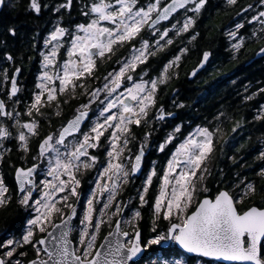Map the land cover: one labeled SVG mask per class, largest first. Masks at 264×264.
Here are the masks:
<instances>
[{
  "label": "snow or ice",
  "instance_id": "obj_1",
  "mask_svg": "<svg viewBox=\"0 0 264 264\" xmlns=\"http://www.w3.org/2000/svg\"><path fill=\"white\" fill-rule=\"evenodd\" d=\"M224 3L238 9L232 27L224 32L233 56L251 41L258 42L253 54L264 58V0L243 6L240 0ZM77 5L80 22L73 18ZM211 7V0H167L163 5L161 0H0V13L22 10L36 19L47 16L42 43H36L39 31L32 38V50L39 48L40 71L30 99L20 95L17 74L22 69L11 52L4 51L3 60L14 71L0 68V81H10V87L0 88V166L7 161L14 169V186L0 174V207L15 203L26 213L18 235L0 237V264H192L173 259L174 253L180 254L177 249L194 254L195 264H204L199 258L264 264V207H237L256 195L264 203V183L257 187L256 180L238 174L230 188L213 193L207 186L212 175L208 162L217 139L224 136V119L231 118L224 112L207 125H189L186 132L177 124L157 149L163 153L175 144L174 150L159 169L151 162L137 189L139 208L133 198H122L142 170L156 123L174 115L158 104L159 93L178 77L175 69L189 49L179 48L180 55L158 70L150 69L151 60H164L174 45L172 33L181 38L188 34V42H195L198 23ZM6 33L0 44L16 37V26ZM125 46L128 53L114 61L113 70L96 77L98 63L112 60ZM212 56L211 50H204L189 75L196 76ZM92 80L99 82L92 85ZM258 93L264 95V87L244 100ZM73 102L72 118L65 120L63 108ZM173 107L186 106L173 101ZM54 118L61 121L55 128ZM253 119L264 123V105ZM244 123L237 121L231 133ZM145 128L138 136L136 129ZM234 139L231 134L225 137L221 154ZM257 139L254 174L264 181V134ZM13 153L21 164L11 159ZM228 158L235 163L234 156ZM91 172L94 177L88 183L94 186L83 195L82 178ZM154 181L151 235L145 241L140 209L149 204ZM82 195L81 212L77 205Z\"/></svg>",
  "mask_w": 264,
  "mask_h": 264
},
{
  "label": "flooded vegetation",
  "instance_id": "obj_2",
  "mask_svg": "<svg viewBox=\"0 0 264 264\" xmlns=\"http://www.w3.org/2000/svg\"><path fill=\"white\" fill-rule=\"evenodd\" d=\"M165 2H167V0H161V5ZM248 2H250V0H240L241 6ZM211 5L210 11L202 17L196 28L197 32H204L205 36L210 35L207 43H198V39H200L199 36L195 42L189 43L188 34H184L183 38H181L175 37L174 33H172L174 45L169 46V51L164 60L161 61L159 57L151 60L150 69L158 70L162 68L164 62L168 59H172L173 55H180L179 48L187 46L189 49V52L182 56L180 67L175 69V71L178 72V77L174 76L167 87L161 86L158 104H162L168 111L173 112L174 115L166 118L164 121L156 123L150 139L151 147L146 150L143 158L142 172L139 177H135L134 182H138L143 178L147 170L148 159L154 157L156 153V148L160 140V133L162 131L173 125L176 126L177 124L184 125V130L188 129L189 125H207L208 121H212L217 113L224 112L227 117L231 118L224 119L222 123L224 136L218 138L216 141L217 150L213 154V157L210 159V164L208 165L212 171V175L208 177L207 186L213 193L218 188H230L232 183L236 181L238 174L241 177L247 176L249 179L256 180L257 187L264 183V181L260 180V178L256 177L254 174L255 171H258L257 164L259 163L256 161V156L258 155L256 149L260 147L257 138L264 134V123L254 121L253 119L257 108H259L260 105H264V95L258 93L253 100H244L246 95L257 92L259 88L264 87V73H260V71L264 69V67H262L264 66V58L253 54L254 49L258 50V42L251 43V41L248 42V46L245 49L235 54L234 57L229 50V41L224 35V32L227 28L232 27L235 12L238 11V9L226 8L224 0H211ZM217 5L219 6V11L217 7H215ZM6 12L7 10L2 14L6 15ZM32 17L34 18V16ZM73 18L77 22L83 19L78 15V5L74 7ZM34 19L36 20V18ZM46 20V15L39 18V21L43 24L40 27L41 31H43L41 37H43L47 30ZM214 23L217 25L214 26ZM161 24L170 26L169 21H161ZM143 35L145 37H150L148 32L143 33ZM41 40L42 38L39 41V45ZM38 49L39 48L35 51L36 61L35 70L32 73V82H29L28 78H24L21 72L17 74L18 80L22 85V92L20 95L24 99H30L31 91L34 90L36 74L38 72ZM204 50H211L213 56L210 57L209 62L206 63L203 68L198 70L196 76H190L189 73L199 62ZM127 53L128 47L125 46L123 49L117 50L112 60L99 62L98 68L94 73L95 76L102 79L108 71L113 70L115 66L114 61L121 55H127ZM8 67L10 73L14 71V68L11 69V65ZM142 67L143 66H141V68ZM152 74L155 75L156 72L153 71ZM98 82L99 81L92 80L89 83L95 85ZM7 87H10V81H4V85L0 88ZM0 98H3V96L0 95ZM173 101L183 103L186 107L183 109L174 108ZM73 105L75 108L76 103L74 102ZM72 115L73 113L68 118H72ZM241 119L245 121L244 126L238 129L236 133L232 134L231 128ZM59 125H53V127L55 128ZM44 130H48L47 125L44 126ZM144 131L145 129H136L138 136H141ZM229 134L234 135L235 139L230 141L228 146L224 148V153L221 154L219 150L220 146L225 144V137ZM242 145L243 147H241ZM230 156L235 157V163L228 158ZM21 163L22 162L17 158L16 164ZM29 163H31V161H29ZM3 164L4 162L2 166H0V174L3 175L8 185L9 181H11L14 186V169L10 175L6 174ZM221 172L223 173V177L221 176ZM221 179H223L224 183H217ZM83 185L84 180L81 186L82 189ZM252 204L264 207V203L261 202V195H256L252 197L251 200H246L245 203L238 204L237 207L247 208ZM191 210H194V207ZM3 231L4 230H0V235L4 234ZM261 250L264 252V241H262ZM177 252L180 254L177 255L174 253L173 258L192 260L193 264L195 263V259H197L195 256H187L178 249ZM149 255H151V253H146V256ZM199 259L202 260L204 264H222L205 258Z\"/></svg>",
  "mask_w": 264,
  "mask_h": 264
},
{
  "label": "trees",
  "instance_id": "obj_3",
  "mask_svg": "<svg viewBox=\"0 0 264 264\" xmlns=\"http://www.w3.org/2000/svg\"><path fill=\"white\" fill-rule=\"evenodd\" d=\"M15 25L17 28V35L15 38H8L6 41V45L0 44V68L8 67L9 65L4 64L3 55L4 51L11 52L16 58V65L21 66V73L23 77L28 78V81L32 82V73L35 70V61H36V53L31 48L32 38L37 31H39V37L36 39L37 45H39V41L42 38V32L40 27L43 25L39 19H34L31 15H26L24 11H11L7 10L6 15L1 13L0 15V40H4L7 33L6 29ZM214 26L217 24L214 23ZM213 36V34H212ZM207 37V38H206ZM210 35L205 36V33L202 32L199 35L198 43H207ZM215 37V36H214ZM204 46V45H202ZM31 57V60L29 58ZM264 67V66H262ZM13 69V67H11ZM260 73H264V69L260 71ZM30 76V77H29ZM0 85H4V81H0ZM74 102L69 107L67 105L64 106V116L65 120L73 113ZM53 125L57 126L61 123L59 119H53ZM8 147H13V145L8 144ZM162 157V155L157 156V158ZM152 158V157H150ZM11 159L16 162L17 155L13 153ZM159 160H161L159 158ZM149 161V159H148ZM3 167L5 168L6 174H11L13 169H10L7 161H4ZM9 185L13 186L12 182L9 181ZM142 219L140 220L139 226L142 231L143 237L145 240L150 237L149 234V224L151 222V213L148 212V208H142ZM26 219V213L19 209L15 203H12L11 206L7 209L1 207L0 208V230H4V234H19L24 227ZM105 233H101L102 237ZM31 254V249H29Z\"/></svg>",
  "mask_w": 264,
  "mask_h": 264
},
{
  "label": "rangeland",
  "instance_id": "obj_4",
  "mask_svg": "<svg viewBox=\"0 0 264 264\" xmlns=\"http://www.w3.org/2000/svg\"><path fill=\"white\" fill-rule=\"evenodd\" d=\"M42 43V40H41V42H40V44ZM37 69H38V72H37V74H36V77H37V75H38V73H39V71H40V64H39V60H40V57H39V49H38V51H37ZM2 85H0V87H1ZM29 96V95H28ZM174 125L173 126H171L170 128H168V129H166V130H164V131H162L161 133H160V140H159V143H161V142H163V140L165 139V137L170 133V132H172V130L174 129ZM145 130H147L146 128H145ZM188 129H186L185 130V132L187 131ZM13 132H14V130H12ZM144 133V132H143ZM143 133L141 134V136L140 137H142L143 136ZM152 134H153V130H152ZM158 142V141H157ZM179 141H176V143H178ZM159 143H158V145H159ZM174 147H175V144H169L168 146H167V148H166V150H165V152H163V153H161V152H159L157 149H158V146H157V148H156V153H155V155H154V157H152V158H149V161H148V163H147V170H146V172H145V174H144V176H143V178L142 179H140L138 182H133V184L132 185H129V186H127V190H125L124 191V193H123V197L122 198H124V199H128V198H133V206L134 207H137V208H139V201H138V197H136V192H137V189L138 188H140V186H141V184H142V182H143V180L146 178V173L150 170V167H151V162L153 161V160H155L156 162H157V168L159 169L160 168V166L161 165H163V164H165L166 163V160H167V158L170 156V153H171V151L172 150H174ZM159 155H162V157H159L161 160H159V158H157V156H159ZM210 164V160H209V162H208V165ZM94 177V172H91V173H88L86 176H84L83 178H82V180H84V185H83V189H82V191H83V195H86L89 191H90V188L92 187V186H94V185H90L89 183H88V181L90 180V179H92ZM158 184V181H154V184H153V186L150 188V197H149V204H146L143 208H148V212H150L151 213V222H150V224H149V228H148V230H149V234L151 235V227H152V209H151V203H153L154 202V195H155V192H156V185ZM82 186V185H81ZM83 195H82V200H81V202H79L78 203V211H81L82 212V209H83ZM127 195V196H126ZM142 209V208H141ZM140 209V210H141ZM75 220H76V218H75ZM77 223H78V221H76ZM108 229L107 228H105L104 229V231L102 232V233H106V231H107ZM0 237H2V235H0ZM101 238V237H100ZM146 241V240H145ZM154 248L156 247V246H153ZM173 258V257H172ZM173 259H183V258H173ZM184 260V259H183ZM193 264V263H192ZM195 264V263H194Z\"/></svg>",
  "mask_w": 264,
  "mask_h": 264
},
{
  "label": "water",
  "instance_id": "obj_5",
  "mask_svg": "<svg viewBox=\"0 0 264 264\" xmlns=\"http://www.w3.org/2000/svg\"><path fill=\"white\" fill-rule=\"evenodd\" d=\"M142 162H143V159H142ZM141 172H142V170L141 171H139L137 174H136V177H139L140 176V174H141ZM75 219V218H74ZM181 252H182V250H180ZM184 254H186L187 256H190V257H192V256H194V254H187V253H184ZM205 259H207V260H212V261H215V262H218V263H222V264H242V262H227V261H223V260H215L214 258H205Z\"/></svg>",
  "mask_w": 264,
  "mask_h": 264
}]
</instances>
